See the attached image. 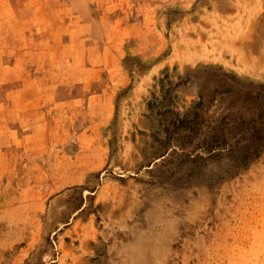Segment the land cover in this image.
I'll return each instance as SVG.
<instances>
[{"label": "rangeland", "instance_id": "obj_1", "mask_svg": "<svg viewBox=\"0 0 264 264\" xmlns=\"http://www.w3.org/2000/svg\"><path fill=\"white\" fill-rule=\"evenodd\" d=\"M225 74L264 84V0H0V264H264V151L162 157Z\"/></svg>", "mask_w": 264, "mask_h": 264}, {"label": "trees", "instance_id": "obj_2", "mask_svg": "<svg viewBox=\"0 0 264 264\" xmlns=\"http://www.w3.org/2000/svg\"><path fill=\"white\" fill-rule=\"evenodd\" d=\"M221 82V81H220ZM223 86L213 95L199 96V101L165 129L164 148L176 143V149L165 150L162 157L193 165L222 157H232L233 173L245 169L264 151V84L244 85L228 74ZM231 83H235L232 87ZM240 86L239 92L234 88ZM214 115H210L213 107Z\"/></svg>", "mask_w": 264, "mask_h": 264}]
</instances>
